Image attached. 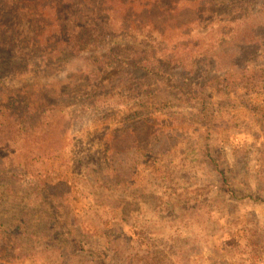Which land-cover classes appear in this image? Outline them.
<instances>
[{
  "label": "trees",
  "instance_id": "trees-1",
  "mask_svg": "<svg viewBox=\"0 0 264 264\" xmlns=\"http://www.w3.org/2000/svg\"><path fill=\"white\" fill-rule=\"evenodd\" d=\"M180 2L182 5L171 7L172 15L164 22L158 15L164 16L167 8L161 6L159 13H153V3L127 17L117 9L90 19L72 20L69 16L62 19L58 31H49L47 54L40 49L44 39L35 42L37 38H31L34 33L40 37L52 22L44 21L42 15L34 16L33 2L26 9L25 0H0V143L18 148L27 141L24 148L28 157L35 151L29 145L47 140V126L54 113L74 107L83 118L118 114L127 123L122 129L134 119L161 113L168 127H149L156 142L165 141V149L154 143L153 150L166 151L172 137H179L174 142L180 140V134L170 133L171 127L185 129L189 131L186 133L193 132L187 142L193 139L192 151L199 149L206 170L232 173V167H223L213 153L212 139L219 130V116L228 117L223 118V129L227 130L226 122L239 125L233 122V108L251 105L257 110L258 121H264V103L253 99L255 94L264 93V38L257 29L260 18H264V0ZM187 9L189 14H185ZM194 9L200 14L192 15ZM179 16V23L186 18L190 22L174 25L173 19ZM78 57L89 64L87 73L70 76L46 90L36 91L28 85L20 91L21 87L16 90L8 84V79L24 75L29 68L52 71L53 65ZM220 93L227 96L214 100ZM233 129L229 131L240 130ZM250 134L257 140L264 136L257 131ZM55 160L46 169L24 165L17 170L15 163L8 171L0 167L6 182L25 181L13 189L15 196L7 198L10 228L17 235L9 241L20 254L49 246L84 250L89 231L81 229L69 213L73 203L67 206L65 201L71 197L70 187L66 178L56 175ZM191 173L183 178L193 183ZM106 177L105 173L96 175L103 189L107 188ZM64 187L67 192L61 194ZM247 196L262 198L259 189ZM121 199L125 196L113 197L115 202ZM92 255L96 258L101 253L94 250ZM94 264L109 263L97 258Z\"/></svg>",
  "mask_w": 264,
  "mask_h": 264
},
{
  "label": "rangeland",
  "instance_id": "rangeland-1",
  "mask_svg": "<svg viewBox=\"0 0 264 264\" xmlns=\"http://www.w3.org/2000/svg\"><path fill=\"white\" fill-rule=\"evenodd\" d=\"M180 1L188 0H25V7L33 2L34 16L42 15L44 21L52 22L40 37L34 33L31 38H37L35 42L44 39L40 49L48 54L49 31H58L62 19L69 16L72 20L90 19L117 9L127 17L153 3V13H159L161 6L167 8L164 16L158 15L164 22L172 15L171 7ZM194 14L200 13L194 9ZM180 18L173 19V24L190 22L186 18L179 23ZM260 21L257 29L264 38V18ZM53 67L52 71L29 68L24 75L8 79V84L16 90L21 87L20 91L28 85L36 91L46 90L70 76L87 73L89 64L78 57ZM226 96L216 94L214 100ZM253 99L264 103V93L255 94ZM105 115L83 118L75 107L56 111L47 126V140L29 145L35 151L28 157L24 148L27 141L18 148L0 143V167L6 171L13 163L17 170L24 165L46 169L56 158L55 173L66 178L70 187L71 197L65 201L67 206L73 203L69 213L81 229L89 231L84 250L79 252L59 246L29 249L32 252L26 255L16 252L9 241L17 235L10 228L7 198L15 196L13 189L25 181L6 182L0 172V264H94L97 258L109 264H264V136L257 140L250 134L257 131L264 135V121H258L253 106L233 108V122L239 125L226 122L227 130L221 123L228 117L217 118L220 126L213 134V153L223 167L233 171L224 175L206 170L199 149L192 151L193 139L187 141L193 132L171 127L170 133L180 134V140L174 142L179 137H172L169 148L163 151L165 141L156 142L149 127H168L161 113L134 119L126 129H122L127 123L120 115ZM235 127L240 130L229 131ZM154 143L163 150H153ZM190 171L193 183L183 178ZM98 173L109 176L104 180L108 189L97 184ZM258 189L262 198L245 197ZM59 192L66 194L67 190L64 187ZM114 196L125 199L115 202ZM94 250L101 255L93 258Z\"/></svg>",
  "mask_w": 264,
  "mask_h": 264
}]
</instances>
